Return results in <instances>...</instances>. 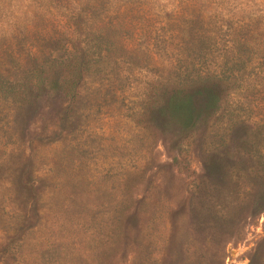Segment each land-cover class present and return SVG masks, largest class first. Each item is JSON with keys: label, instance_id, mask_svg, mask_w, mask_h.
Returning <instances> with one entry per match:
<instances>
[{"label": "rangeland", "instance_id": "1", "mask_svg": "<svg viewBox=\"0 0 264 264\" xmlns=\"http://www.w3.org/2000/svg\"><path fill=\"white\" fill-rule=\"evenodd\" d=\"M125 1L139 59L124 84L87 76L73 108L60 92L0 98V264H264V147L247 152L246 129L227 119L234 109L250 126L264 121V64L196 129L154 127L143 92L192 39L194 0ZM31 3L0 0V67L5 47L22 48L11 39ZM200 3L202 30L220 39L257 20L264 34V0Z\"/></svg>", "mask_w": 264, "mask_h": 264}, {"label": "trees", "instance_id": "2", "mask_svg": "<svg viewBox=\"0 0 264 264\" xmlns=\"http://www.w3.org/2000/svg\"><path fill=\"white\" fill-rule=\"evenodd\" d=\"M119 1L31 0L32 5L21 15L22 21L16 19L17 31L11 39L20 40L22 48L8 46L2 53L8 64L18 66L16 72L8 64L0 67V98L27 105L43 93L60 92L73 108L87 76L118 78L124 84L122 74L129 73L139 58L127 45L133 29L126 15L130 4ZM201 1L194 0L192 39L174 52V66L168 76L148 83L140 107L152 126L173 127L179 134L196 129L223 109V102L245 85L247 69L264 64L260 56L264 34L258 20L247 30L238 25L229 40L220 39L218 30H202L208 26L204 15L208 5ZM33 5L39 9L36 15L42 21L40 27L28 17ZM21 60L25 61L22 66ZM228 114L230 126L246 129L247 152L254 146L264 147V121L250 126L234 109ZM132 117L136 118L137 113ZM259 153L258 162L264 171V150Z\"/></svg>", "mask_w": 264, "mask_h": 264}]
</instances>
